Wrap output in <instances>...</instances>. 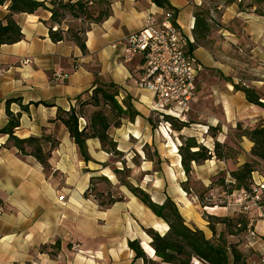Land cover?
Wrapping results in <instances>:
<instances>
[{
  "label": "crops",
  "instance_id": "obj_1",
  "mask_svg": "<svg viewBox=\"0 0 264 264\" xmlns=\"http://www.w3.org/2000/svg\"><path fill=\"white\" fill-rule=\"evenodd\" d=\"M164 2L166 7L152 0H111L110 16L87 28L86 54L74 42L51 40L50 11L41 9L35 14L16 15L23 39L0 49V129L8 122L7 102L19 99L29 110L22 112L20 102L11 103L12 112H22L16 135L21 139L43 138L42 148L50 157L49 167L45 168L33 156L22 155L12 144L8 145L9 136L0 135V206L4 209L0 216V264H146L129 248V241L140 237H115L112 233L111 214L121 210L119 217L123 223L124 207L100 211L98 204H90L84 198L97 174L114 179L106 169L118 162L103 150L98 139H91L87 145L92 161L86 163L67 128L56 118L59 109L70 110L78 97L91 95L96 86L114 83L120 92L118 101L122 105L131 103L139 115L134 120L123 118L120 127L111 128V138L125 160L131 152L141 158L142 165L147 166L142 169L143 177L151 171L156 175L163 172L154 170V161L143 154L156 115L152 111L154 95L138 86L142 60L137 57L126 62L121 42L140 30L148 17L161 20L166 10L174 11V22L186 39V49L201 66L197 86L203 69H214L226 77L218 82L223 115L215 118V126L224 129L234 126L239 118L250 124L264 118V109L248 102L244 93L235 89L242 81L264 92V15L256 12V6L251 7L252 0ZM200 11L208 18L211 31L205 43L197 44L194 28ZM7 13V5L0 6L1 20ZM72 23L69 19L64 26ZM241 68L247 74L239 78L235 74ZM198 94L199 86L191 110ZM260 95L264 103V94ZM85 124L81 120V127ZM163 137L167 142L165 148L178 156L181 167L180 156L173 152L174 144H180L178 138L169 133ZM165 148L157 147L159 166L173 163L164 154ZM129 201V216L142 232L143 228L159 225L152 226V212L137 198ZM89 213L90 227L83 224V214ZM68 231L74 232V241L68 238ZM260 240L250 245L256 246L257 256H264V241ZM72 242L79 246V252L70 247ZM147 242L142 241L147 256L155 264H168L155 256ZM192 264L205 263L194 259Z\"/></svg>",
  "mask_w": 264,
  "mask_h": 264
},
{
  "label": "trees",
  "instance_id": "obj_2",
  "mask_svg": "<svg viewBox=\"0 0 264 264\" xmlns=\"http://www.w3.org/2000/svg\"><path fill=\"white\" fill-rule=\"evenodd\" d=\"M152 1L159 6L166 7L164 0ZM5 5H7L8 13L3 20L0 19V49L3 45L15 44L23 39L22 29L15 19L16 15L35 14L43 9L52 14L48 22L51 40L55 43L74 42L86 54L87 28L90 24L102 23L110 16L111 0H0V6ZM254 6H256L258 14L264 15V9L261 7L264 6V0H252L251 7ZM69 19L73 23L66 24L67 28H65L64 24ZM210 31L211 25L206 15L197 13L194 28L196 43H205ZM194 48L195 45L190 47V51ZM235 88L244 93L248 102L264 109L262 97L255 89L239 85H236ZM119 94V88L114 83L99 85L94 88L91 95L87 96V99L78 97L76 106L70 110H58L56 121L65 125L86 163L92 161L87 145L88 140L91 139H98L103 150L109 154L116 156L123 154L118 150V144L111 138L109 132L113 127H120L123 118L128 117L130 120H134L139 113L131 103L124 102L122 105L118 101ZM12 102H20L22 112L29 110V106L22 105L19 99H10L7 102L8 122L0 129V135L9 136L8 145L12 144L22 155L33 156L45 168H48L50 154L44 152L42 148L44 139L35 137L21 139L16 135V131L20 127L22 112H12L10 110ZM89 107L93 108V111L88 114L87 108ZM81 120L86 121L83 127H81ZM162 120L170 123L172 128L177 131L184 130L188 125V123L180 122L169 116H163ZM176 123L179 125L178 128H175ZM243 136L252 143L251 159L231 171L232 180L228 184L232 187L229 190L230 193L233 190L251 191L254 174L258 171L256 165L264 164V118L258 120ZM225 147V144L216 142L214 150L211 151L208 147L198 144L195 138H186L178 152L181 154V166L185 174H191L193 163L200 164L202 161L211 160L214 156L219 160H224L223 149ZM124 185L156 217L167 224L168 230L163 234L153 228L145 229L151 238L150 246L154 250L155 256L163 263L192 264L194 259H198L205 264H250L237 244L226 239L225 232L218 234L215 227H210L213 238H208L204 231L189 226L172 198L167 197L162 204H159L154 202L150 194L142 189L126 183ZM119 201L113 199L111 204ZM208 218L223 222L228 228L230 236L247 230L249 226L244 219H221L215 216H208ZM129 248L135 253L137 259H143L146 264H155L147 256L138 239L130 240Z\"/></svg>",
  "mask_w": 264,
  "mask_h": 264
},
{
  "label": "rangeland",
  "instance_id": "obj_3",
  "mask_svg": "<svg viewBox=\"0 0 264 264\" xmlns=\"http://www.w3.org/2000/svg\"><path fill=\"white\" fill-rule=\"evenodd\" d=\"M261 7L264 9V6ZM200 13L203 12L200 11ZM238 51L240 54L243 52L241 49ZM236 72L235 76L239 78L247 74L242 68ZM224 79L226 77L214 69H203L198 81V99L191 110L188 122H186L188 123L187 127L182 131L175 130V133H169L170 137L174 134L180 143L179 146L178 143L174 144L173 152L178 153L185 139L193 137L198 144L208 147L211 151L214 150V143L225 144L226 147L223 149L224 160H219L214 156L211 160L202 161L200 164L193 163L191 174L186 175L183 167L178 166V156L173 154L169 148H165V145H167L166 139L158 129L160 119L158 115H154L152 119L153 129H150L147 137L149 138V144L143 146V154L145 158L154 161V170L163 169V172L156 175L151 171L149 176L143 177L142 169L146 170L147 166L142 165L141 158L136 153L131 152L128 155V160H125L124 154L113 155L114 161L116 160L118 164L114 163L113 166L106 170H108L107 175H114V179L105 178L99 173L97 177L91 180L89 187L84 192V198L88 203L98 204L100 211H106V209L118 206L124 207V224L120 223L119 212L121 210H115L118 213L114 211L111 214V222L114 224L112 233L115 232V237L137 236L140 237L137 239H139L141 245L143 240H147L149 246L151 242V238L147 235L145 229L153 227L143 228V233L135 224L134 219L129 216V200L135 197L141 203L142 201L124 185L126 183L150 194L151 199L159 204H162L167 197L172 198L189 226L204 231L206 236L210 238H213L210 227H215L218 234L225 232L226 239L237 244L238 248L246 255L250 264H264V256H257L255 253L256 246L254 244L253 246L250 245L256 240L259 241L261 239L264 241V164L259 163L256 165L258 171L254 174V184L251 191L233 190L230 193L229 190L232 187L228 185L232 180L231 171L251 159L250 150L252 144L243 135L258 121L250 124L239 118L235 120L234 126L224 129L220 126H215L217 125L215 118H220L223 115L219 102L218 82H223ZM239 86L255 89L252 86L245 85L242 81H239ZM256 91L259 94H264V92ZM87 98L86 96L84 99ZM87 111L89 114L93 111V108L89 107ZM176 127H179L177 123ZM209 127H212V129H209ZM175 137H173L174 140L177 139ZM157 147L165 148L164 154L173 160L172 164L159 166V154L156 155V152L158 153ZM178 155L181 158V154L178 153ZM115 171L117 173H114ZM113 199L120 201L111 204ZM144 207L148 208L146 205ZM150 216L152 226L155 223L159 224L153 229L161 234L165 233L167 231L166 223L164 224V221L156 217L153 212ZM208 216H215L221 219H244L249 226L247 230L230 236L228 228L223 222L210 219ZM91 217L90 213L83 214V224L90 227ZM258 233L262 235H258ZM68 238L74 241L75 235L73 231H68ZM72 243L70 247L74 251L79 252V246L74 242Z\"/></svg>",
  "mask_w": 264,
  "mask_h": 264
},
{
  "label": "built area",
  "instance_id": "obj_4",
  "mask_svg": "<svg viewBox=\"0 0 264 264\" xmlns=\"http://www.w3.org/2000/svg\"><path fill=\"white\" fill-rule=\"evenodd\" d=\"M174 21L173 10H166L161 20L150 16L140 30L121 41L126 62L137 57L142 60L137 84L153 93L152 111L159 116L158 129L163 136L175 133L171 124L162 120L163 116L188 122L201 70L196 58L186 49V39ZM3 212L0 206V216Z\"/></svg>",
  "mask_w": 264,
  "mask_h": 264
},
{
  "label": "water",
  "instance_id": "obj_5",
  "mask_svg": "<svg viewBox=\"0 0 264 264\" xmlns=\"http://www.w3.org/2000/svg\"><path fill=\"white\" fill-rule=\"evenodd\" d=\"M144 249V248H143Z\"/></svg>",
  "mask_w": 264,
  "mask_h": 264
}]
</instances>
